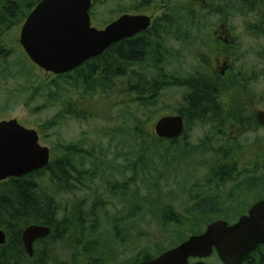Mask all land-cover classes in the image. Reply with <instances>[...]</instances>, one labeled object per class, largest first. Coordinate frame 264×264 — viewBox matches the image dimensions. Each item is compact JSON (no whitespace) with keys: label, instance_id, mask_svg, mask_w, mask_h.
Segmentation results:
<instances>
[{"label":"rangeland","instance_id":"obj_1","mask_svg":"<svg viewBox=\"0 0 264 264\" xmlns=\"http://www.w3.org/2000/svg\"><path fill=\"white\" fill-rule=\"evenodd\" d=\"M15 1L25 13L36 2ZM261 12L264 5L251 9L236 0H95L93 27L104 29L124 14L147 15L161 19L163 36L123 79L93 81L87 100L79 83L59 81L31 62L20 43L26 19L0 32L1 48L9 53L0 60V122L15 119L35 130L51 162L73 164L71 190L55 197L52 240L36 248L39 255L50 253L41 264L155 258L213 222H237L264 200V126L255 118L264 107ZM213 73L223 86L220 121H188L190 91L182 84ZM157 80L169 84L153 94ZM82 104L92 118H77ZM227 104L230 113L241 107L246 114H225ZM67 109L73 115H65ZM184 115L178 143H161L157 122ZM223 166L232 170L228 180L215 177ZM35 181L42 190L52 187L47 175ZM205 262L223 264L217 254ZM244 264H264V247Z\"/></svg>","mask_w":264,"mask_h":264},{"label":"water","instance_id":"obj_2","mask_svg":"<svg viewBox=\"0 0 264 264\" xmlns=\"http://www.w3.org/2000/svg\"><path fill=\"white\" fill-rule=\"evenodd\" d=\"M93 1L42 0L36 6L22 27L20 39L36 66L56 76L71 73L151 25V18L146 15L125 14L100 30L92 26ZM257 118L264 125V112H259ZM184 128L183 117L168 116L157 122L155 133L160 139L173 140L183 134ZM49 163L50 150L41 146L35 130L25 128L15 119L0 122V182L21 179L43 170ZM50 233V228L43 225L24 230L22 241L30 257L34 254V243ZM6 238L0 229V246L6 243ZM261 245H264V200L254 204L235 224L216 221L203 234L191 236L158 258L133 264H205L201 260L215 252L223 264H243ZM191 259L199 261L190 263Z\"/></svg>","mask_w":264,"mask_h":264},{"label":"trees","instance_id":"obj_3","mask_svg":"<svg viewBox=\"0 0 264 264\" xmlns=\"http://www.w3.org/2000/svg\"><path fill=\"white\" fill-rule=\"evenodd\" d=\"M40 1L36 0V2L28 4V12H32ZM236 1L244 5L249 4L251 9L264 5V0ZM28 12L25 13L19 2L15 0H0V32L11 29L15 25V19L19 20L21 18V21L26 19L29 15ZM261 14L264 15V12H261ZM156 27L142 33L137 38L126 39L110 47L102 56L85 62L74 72L61 75L57 79L62 82L65 80L71 83L77 82L86 90L91 87L93 81L99 79V76L102 80L101 83L113 85L115 79H123L126 76L129 66L139 65L147 59L152 40L159 42L163 36ZM8 56L9 53L3 50L0 44V60H5ZM168 84L165 80L154 81L151 92L153 94L160 93ZM182 85L190 91L186 98L188 121L202 120L203 123L209 121L212 124L220 121L223 110L218 105V100L223 95V86L218 74L193 77ZM136 92H139L137 95L141 94V90L137 89ZM89 96V91H85L84 100L89 99ZM96 97H98L97 93ZM91 114V111L82 104L76 115L80 120H87L92 118ZM65 115H73L72 110L67 109ZM182 117L186 118L185 115ZM216 127L218 128V126ZM160 142L176 145L178 140L160 139ZM73 150L74 148H67L68 152ZM72 169L73 164L70 159L54 161L44 170L23 179H10L0 184V229L7 233V242L5 245L0 246V264H30L31 260L22 243V232L28 226L36 224L46 225L51 227L52 230L54 229L58 223L55 219L58 212V208L54 203L57 200L55 197L62 192L71 190L70 170L72 172ZM232 174V170H229L228 166H223L215 173V177L220 180H228ZM45 175L50 179L52 185L48 190L39 188L35 181L37 177ZM50 191L54 193H49ZM48 240H52V237ZM260 249L261 247L258 248L257 252L247 257L245 262H248L253 255L258 254ZM49 254L44 252L40 256V264L44 263L47 257H50Z\"/></svg>","mask_w":264,"mask_h":264},{"label":"flooded vegetation","instance_id":"obj_4","mask_svg":"<svg viewBox=\"0 0 264 264\" xmlns=\"http://www.w3.org/2000/svg\"><path fill=\"white\" fill-rule=\"evenodd\" d=\"M147 16V15H146ZM148 17H150L151 18V25H150V27L146 30V31H148V30H150V29H152L153 27H155V26H157L158 25V23H159V20H161V19H156V18H153V17H151V16H148ZM118 19V18H117ZM116 19V20H117ZM115 20V21H116ZM157 28V27H156ZM146 31H144V32H146ZM144 32H142V33H144ZM142 33H140V34H138V35H136V36H134L133 38H131V39H134V38H137V37H139ZM122 42V41H121ZM115 45H117V44H115ZM229 65H228V63H224V70H227V72H228V70H229V67H228ZM226 68V69H225ZM226 72V73H227ZM223 73V72H222ZM224 74V73H223ZM236 103H242V101L239 99V101H235ZM227 107H228V104H227ZM233 108H235V106H233L232 107V109ZM230 109H229V107L227 108V112L225 113V114H246L243 110H242V108L241 107H236L234 110H232V112L230 113ZM259 112H264V107H263V109H261V110H257V112L255 113V118H256V120H257V122H258V124H260L261 125V123H260V121H259V119L257 118V114L259 113ZM241 122V121H240ZM52 232V231H51ZM51 236H48V237H46V238H43V239H39V240H37L35 243H34V255L33 256H35V257H29L30 258V260H31V262H30V264H36L37 262V260H40V256L41 255H39V254H37V252H36V248L38 247H40L41 246V244H47V242H48V239L49 238H51L52 237V234H50ZM21 238H22V236H21ZM22 243H23V241H22ZM262 248V247H261ZM258 251V249L255 251V252H257ZM260 251V250H259ZM162 254H160L159 256H161ZM159 256H157V257H155V258H151V257H146V258H148V259H143L142 261H140V262H143V261H150V260H152V259H156V258H158ZM38 257V258H37ZM47 257V256H46ZM196 260H191V262H195ZM206 263V262H205Z\"/></svg>","mask_w":264,"mask_h":264}]
</instances>
